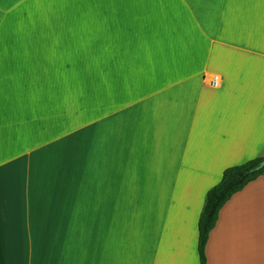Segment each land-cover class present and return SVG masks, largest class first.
<instances>
[{"label":"crops","instance_id":"crops-1","mask_svg":"<svg viewBox=\"0 0 264 264\" xmlns=\"http://www.w3.org/2000/svg\"><path fill=\"white\" fill-rule=\"evenodd\" d=\"M24 1L0 0V264H201L208 192L264 158V0L64 17L57 0L36 18ZM206 258L264 264V175L222 208Z\"/></svg>","mask_w":264,"mask_h":264},{"label":"trees","instance_id":"trees-1","mask_svg":"<svg viewBox=\"0 0 264 264\" xmlns=\"http://www.w3.org/2000/svg\"><path fill=\"white\" fill-rule=\"evenodd\" d=\"M263 159L257 158L226 169L220 183L208 192L205 207L199 220L198 248L201 264H207L206 246L211 232L218 223L220 211L235 194L264 175V169L255 173L250 172Z\"/></svg>","mask_w":264,"mask_h":264},{"label":"rangeland","instance_id":"rangeland-1","mask_svg":"<svg viewBox=\"0 0 264 264\" xmlns=\"http://www.w3.org/2000/svg\"><path fill=\"white\" fill-rule=\"evenodd\" d=\"M83 0H61V3L65 6V8H66V11H61L60 12V14H61V17H64V15H69V13H70V10H73V8H75V5H76V3L79 5L80 4V2H82ZM57 2V0H25L24 1V7H23V9L25 10V8H27V6H30L29 8H28V13L31 15V13H32V15L34 16L33 18H36L37 16H39V14H33V12L34 11H37L38 9L37 8H39V7H41V6H43V4L42 3H45L44 4V6H45V8H50L54 3H56ZM26 6V7H25ZM53 7V6H52ZM34 8V9H33ZM22 9V10H23ZM39 12H41V11H39ZM48 12V11H47ZM26 17H30V16H28V14H27V16ZM49 17V16H48ZM68 17V16H67ZM50 18V17H49ZM77 77L79 78V79H84L86 76L83 74V73H80L79 75H77ZM80 116V117H79ZM78 117V122H80L81 121V115H79ZM83 120H84V117L82 118ZM74 125V124H73ZM72 125V126H73ZM69 127H70V124H67V126H66V128H68V129H65L66 131H69ZM79 127H83L82 129L84 130L85 129V123L83 124H79ZM60 128H62V127H60ZM80 131V130H79ZM62 132V131H61ZM61 132H59V133H61ZM47 137H49V136H47ZM49 141H55V139H52V138H50V139H48ZM57 141V140H56ZM63 141H65L66 143H68V140L66 139V138H63ZM41 142H42V144H44L46 141L44 140V139H42L41 140ZM47 143V142H46Z\"/></svg>","mask_w":264,"mask_h":264},{"label":"water","instance_id":"water-1","mask_svg":"<svg viewBox=\"0 0 264 264\" xmlns=\"http://www.w3.org/2000/svg\"><path fill=\"white\" fill-rule=\"evenodd\" d=\"M262 169H264V159H263L260 163H258L256 166H254V167L250 170V172H251V173H255V172H259V171H261Z\"/></svg>","mask_w":264,"mask_h":264},{"label":"built area","instance_id":"built-area-1","mask_svg":"<svg viewBox=\"0 0 264 264\" xmlns=\"http://www.w3.org/2000/svg\"><path fill=\"white\" fill-rule=\"evenodd\" d=\"M210 85L213 87V88H218L219 85H220V81H219V78L218 77H213L210 81Z\"/></svg>","mask_w":264,"mask_h":264}]
</instances>
